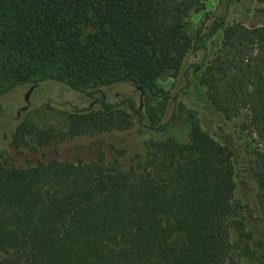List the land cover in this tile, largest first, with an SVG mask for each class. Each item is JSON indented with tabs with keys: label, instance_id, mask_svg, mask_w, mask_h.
<instances>
[{
	"label": "trees",
	"instance_id": "1",
	"mask_svg": "<svg viewBox=\"0 0 264 264\" xmlns=\"http://www.w3.org/2000/svg\"><path fill=\"white\" fill-rule=\"evenodd\" d=\"M203 1L0 0V96L48 81L81 93L96 109L68 115L65 137L122 131L133 119L165 132L174 114L161 122L149 107L162 101L156 81L195 50L203 56L187 69L216 117L239 120L240 137L233 150L193 121L185 142L150 140L131 155L112 147L108 158L97 146L88 159L17 166L0 152V264H238L230 236L248 237L233 201L243 152L264 197V20L225 25L209 54L202 40L224 18L199 37L185 22ZM254 1L264 19V0ZM117 83L140 100L111 104L93 92ZM16 134L14 148L55 139L36 126Z\"/></svg>",
	"mask_w": 264,
	"mask_h": 264
},
{
	"label": "rangeland",
	"instance_id": "2",
	"mask_svg": "<svg viewBox=\"0 0 264 264\" xmlns=\"http://www.w3.org/2000/svg\"><path fill=\"white\" fill-rule=\"evenodd\" d=\"M215 17H223L224 22L214 37L202 40L209 54L216 49L225 25L240 23L244 26H257L264 20L254 0H204L199 9L186 18L189 34L192 37L201 36ZM202 56V50L188 52L176 73H168L156 81L161 90L162 101L151 102L149 107L156 110L154 113L160 116L161 122L174 114L173 122L163 133L148 132L133 119L130 127L122 131L112 130L102 134L67 138L64 135L68 115L75 111H95L96 108L81 93L60 83L48 81L31 90L29 85H21L0 96V152L7 155L17 166H25L39 159L73 160L79 155L88 159L91 154L85 150L97 146L103 147L108 158L112 155V147L120 148L126 155H131L150 140L172 138L185 142L193 121L218 143L234 150L240 147V137L237 134L239 120L232 119L224 124L216 117L204 98L203 90L197 85L198 75L187 69L191 63L199 62ZM185 81H188L187 85ZM93 90L96 96H103L111 104L124 98L136 102L140 100L135 86L130 83H117ZM27 92L29 94L25 99ZM21 126L52 130L55 139L43 147L14 148L12 140ZM247 158L243 152L237 159L233 201L237 205V212L245 216V232L248 237L242 236L239 240L231 233L230 240L238 264H264V197L253 184Z\"/></svg>",
	"mask_w": 264,
	"mask_h": 264
}]
</instances>
